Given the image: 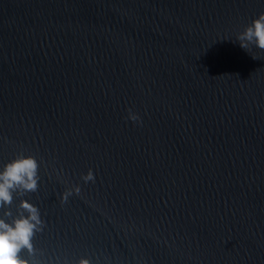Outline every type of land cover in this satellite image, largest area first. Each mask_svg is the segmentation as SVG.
<instances>
[{"label":"water","instance_id":"95a60500","mask_svg":"<svg viewBox=\"0 0 264 264\" xmlns=\"http://www.w3.org/2000/svg\"><path fill=\"white\" fill-rule=\"evenodd\" d=\"M261 12L0 0V167L40 164L23 197L45 221L40 264H264V51L235 40Z\"/></svg>","mask_w":264,"mask_h":264},{"label":"clouds","instance_id":"9594fccd","mask_svg":"<svg viewBox=\"0 0 264 264\" xmlns=\"http://www.w3.org/2000/svg\"><path fill=\"white\" fill-rule=\"evenodd\" d=\"M241 48L250 53L252 47L264 51V12L259 13L242 31L236 35ZM253 59L258 57L251 55ZM128 119L139 121L137 114L128 111ZM39 168L37 159L30 154L18 153L0 167V264H40L34 240L43 232L45 221L39 208L24 199L28 193H35L39 188ZM85 183L94 182L91 169L81 174ZM78 184L66 187L60 194L61 205L67 204L69 197L79 196ZM19 197L15 211L12 210L14 198ZM49 264H52L50 261ZM58 264V262H57ZM67 264H92L87 257H81Z\"/></svg>","mask_w":264,"mask_h":264}]
</instances>
